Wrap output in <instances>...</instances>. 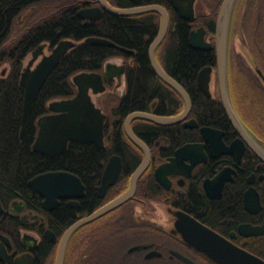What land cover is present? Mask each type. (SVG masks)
I'll return each instance as SVG.
<instances>
[{"label": "flooded vegetation", "instance_id": "af4514ba", "mask_svg": "<svg viewBox=\"0 0 264 264\" xmlns=\"http://www.w3.org/2000/svg\"><path fill=\"white\" fill-rule=\"evenodd\" d=\"M168 1V7L154 4L166 9L169 26L171 15L181 17ZM225 2L194 0V20L181 18L193 24L189 35L191 30L204 29L203 38L212 45L209 50L214 48ZM94 5L98 3L90 6ZM227 8L228 80L231 66L232 73L238 69L251 82L248 99L258 107L257 114L246 105L241 107L229 86L230 102L244 130L233 125L224 110L216 65H205L215 71V79L212 75L209 84L211 95L200 90L210 99L207 110L198 109L190 99L191 107L182 119L161 125L167 129L154 136L148 134L147 141L136 131L145 134L137 126V120L144 119L132 120L133 132L149 152L147 167L133 183L132 175L144 161L145 151L124 131L130 113L121 121V115L115 112L114 134L117 136L122 128L128 138L125 153L131 161L138 158L128 178L122 175L124 153L109 135L107 139L113 144L109 157L119 156L121 168L116 181L102 195L98 194L101 173L94 180L79 177L80 183L68 191L77 196L58 197L49 209L43 207V198L28 184V198L22 199L18 193L0 198L4 210L0 212V264H264V0H229ZM34 10L30 5L18 14L16 25L25 20L27 25ZM172 25L177 27L175 22ZM5 46L7 42L0 51ZM252 56L258 63V75L247 61ZM111 83L109 89L114 87ZM168 87L175 93V100L162 104L157 98L149 109L141 111L180 116L184 100ZM125 92V85L117 82L111 94L121 98ZM178 97L183 100L182 108L173 112L180 104ZM159 105L169 107L170 112L161 109L164 114L157 113ZM201 127L210 128L206 137ZM162 164L170 166L157 175L156 169ZM132 186L133 194L124 202L82 222ZM62 246L63 259L59 262Z\"/></svg>", "mask_w": 264, "mask_h": 264}, {"label": "trees", "instance_id": "16d2710c", "mask_svg": "<svg viewBox=\"0 0 264 264\" xmlns=\"http://www.w3.org/2000/svg\"><path fill=\"white\" fill-rule=\"evenodd\" d=\"M62 1V0H59ZM114 7H133L158 3L168 7V0H108ZM50 0H0V47L5 44L14 30L15 19L28 6L35 10L27 21L26 29L17 39L0 51V66L6 63L5 75H0V198L20 194L22 199L30 196L27 182L35 175L48 170H63L87 180L98 179L113 148V141L119 144L125 157L122 175L127 179L130 168L138 158L131 161L127 150L123 129L120 136L113 132L112 117L115 112L123 117L133 111L149 109L150 103L159 99L163 104L175 100L174 92L153 71L148 48L155 38L160 25V15L156 11L119 16L104 12L97 20L84 23L76 12L80 7L90 6L96 0H64L49 9ZM47 4V7L45 6ZM171 24L166 36L156 49V57L163 69L187 91L191 102L198 109H206L210 99L203 96L197 85L198 71L205 65H216L215 50L202 51L189 45V30L192 22L183 20L176 13L171 15ZM175 22L177 27L172 23ZM96 36L109 39L134 53L123 52L116 47L86 42L85 38ZM70 38L76 42L48 75L34 101L23 137H20L23 111V88L19 85L20 72L25 58L41 43L51 49L58 41ZM127 61L125 69V95L116 98L108 95L103 104L107 113L104 121L106 145L98 148L92 143L69 141L64 152L57 156H46L32 150L37 134V119L49 113L48 103L54 99L70 98L76 94L71 78L78 72H101L104 63L111 58ZM258 64V63H257ZM0 67V71H1ZM104 83L111 82L103 75ZM244 83L247 79L243 77ZM240 80V78H239ZM242 83V79H241ZM249 85L251 82H248ZM176 104L175 111L182 108ZM115 100H118L117 104ZM170 112L169 107L157 106ZM164 114V113H161ZM170 114V113H167ZM140 125V126H138ZM137 126L144 133L138 135L148 140L158 131L166 130L151 121L137 120ZM111 136V140L107 139ZM147 136V137H146ZM118 137V138H116Z\"/></svg>", "mask_w": 264, "mask_h": 264}, {"label": "water", "instance_id": "95a60500", "mask_svg": "<svg viewBox=\"0 0 264 264\" xmlns=\"http://www.w3.org/2000/svg\"><path fill=\"white\" fill-rule=\"evenodd\" d=\"M226 0L222 7L216 27L215 39V57H216V74L221 93V100L227 116L230 118L233 125L238 129H242L241 122L238 119L235 111L232 108L228 97V64H227V47H228V4ZM98 5L85 6L77 10V16L88 23L91 20H96L101 17L104 12L112 15L127 16L139 14L149 11H156L160 15V25L156 37L151 42L148 49V58L150 65L155 74L168 86L175 89L183 98L185 103L184 112L180 116H165L155 115L144 111H134L130 113L124 121V131L127 136L144 149L145 159L137 167L132 175V182L135 183L142 172L148 165L149 152L144 142L136 136L131 129V122L134 119L141 118L151 121L158 125L173 124L188 112L191 107L190 98L182 87L172 76H170L158 63L155 51L162 42L169 23L168 13L166 9L158 4H147L133 7H114L107 0H97ZM172 6L178 12V15L188 21L195 18L194 15V0H171ZM204 29L202 27L197 30H191L189 35V45L195 49L209 50L212 45L206 42L203 38ZM86 42L94 44L116 47L117 49L132 53V50L120 46L113 41L96 36L85 38ZM76 42L70 38L58 41L48 53L44 49L47 44L38 45L30 55L27 63L23 66L20 72L19 84L24 90L23 95V111L21 116L20 137L22 138L31 110L41 86L45 82L48 75L58 65L60 60L66 53L75 46ZM38 58V59H37ZM36 61V62H35ZM255 74L258 75V64L253 56L247 59ZM35 62V63H34ZM126 62L116 63L112 60L107 61L103 66V74L108 80L121 81L125 74ZM213 68L211 66H203L197 74V85L199 89L206 95L210 96L209 84ZM76 88V94L70 98L54 99L48 103V108L51 111L40 116L37 121V135L32 145V150L44 154L46 156H57L64 152L69 141L78 143H92L98 148L105 146L104 136V121L106 113L101 107L97 106L93 100V95L100 94L106 91L107 87L104 84L103 75L100 72H78L71 78ZM186 124L193 125L192 122ZM196 123L194 122V125ZM210 132V128L201 127V133L206 137ZM170 164H162L156 169L157 175L160 171L167 169ZM121 168V160L117 155L109 157L102 171V185L99 188V195L103 194L104 189L112 184L118 178ZM159 178V177H158ZM79 177L63 170L47 171L40 173L28 180L27 184L33 192L39 193L43 198V207L51 208L57 203L58 197L77 196L76 193L68 191L74 189L78 185ZM134 191V186L117 197L106 207L94 212L82 222L91 220L100 216L110 208H113L129 198ZM0 212H4L0 203ZM80 223V222H79ZM77 223L76 225H79ZM74 225L72 228H74ZM63 249L61 247L58 254V261L63 259ZM61 264V263H60Z\"/></svg>", "mask_w": 264, "mask_h": 264}, {"label": "rangeland", "instance_id": "374dc122", "mask_svg": "<svg viewBox=\"0 0 264 264\" xmlns=\"http://www.w3.org/2000/svg\"><path fill=\"white\" fill-rule=\"evenodd\" d=\"M63 1H59V0H50V4H48L49 6V9L50 8H53L52 6L54 5V7L57 5V4H63ZM47 7V4L45 5ZM26 20L25 22L21 23L20 25H16L14 27V30L12 32V35L11 37L9 38V40L7 41V45L10 44L11 42H13V40L17 39L19 36H21V34H23V32L25 31L26 29ZM28 57L25 58V62L29 59H27ZM115 60H120V59H115ZM6 63L2 64L0 67L1 69H3V67L5 66ZM235 69V67H234ZM232 66H231V72H230V81H228V84L229 86L232 87L233 91H234V94L237 96L236 97V101L239 103V105L241 107H245L248 106L252 109V111H254L255 114H257L258 112V107L256 105H253L251 104L250 100L248 99L249 98V81L247 83H244V79H243V76H242V73L239 72L238 69H235V73H232ZM212 75H213V79H215V71H212ZM240 78V80H239ZM241 79H242V83H241ZM108 95H110V93H108L107 91L102 93V94H98V95H95L94 96V100L96 102V104L100 107L103 108V104H104V101L105 99L108 97ZM245 100V101H244ZM237 103V104H238Z\"/></svg>", "mask_w": 264, "mask_h": 264}, {"label": "bare ground", "instance_id": "6f19581e", "mask_svg": "<svg viewBox=\"0 0 264 264\" xmlns=\"http://www.w3.org/2000/svg\"><path fill=\"white\" fill-rule=\"evenodd\" d=\"M108 1V0H107ZM109 2V1H108ZM110 3V2H109ZM53 8H54V5L52 6ZM53 8H51V9H53ZM81 8V7H80ZM79 8V9H80ZM76 14H77V12H76ZM102 16V15H101ZM99 19V18H98ZM97 20V19H96ZM14 26H16V23L14 24ZM169 27V26H168ZM167 31H168V28H167ZM167 31H166V33H167ZM158 33V32H157ZM157 35V34H156ZM165 36H166V34H165ZM164 36V37H165ZM156 37V36H155ZM164 39V38H163ZM153 41V40H152ZM151 44V43H150ZM161 44V43H160ZM150 46V45H149ZM158 48V47H157ZM149 49V48H148ZM130 50H132V53H129V54H133L134 53V50L133 49H130ZM155 56H156V51H155ZM156 59H157V57H156ZM157 61H158V59H157ZM159 63V62H158ZM160 64V63H159ZM5 73H6V71H0V75H5ZM20 85V84H19ZM23 92H24V90H23ZM47 114V113H46ZM241 127H242V129L244 130V126L241 124ZM132 129V128H131ZM133 131V130H132ZM104 167H105V165H104ZM104 169V168H103ZM103 171V170H102ZM68 172V171H67ZM71 173V172H70ZM72 174H74V173H72ZM76 175V174H75ZM77 176V175H76ZM79 177V176H78ZM101 178V177H100ZM122 195V194H121ZM119 197V196H118ZM116 199V198H115ZM114 199V200H115ZM113 200V201H114Z\"/></svg>", "mask_w": 264, "mask_h": 264}]
</instances>
